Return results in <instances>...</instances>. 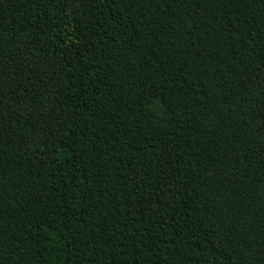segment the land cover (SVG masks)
Instances as JSON below:
<instances>
[{
    "label": "trees",
    "instance_id": "obj_1",
    "mask_svg": "<svg viewBox=\"0 0 264 264\" xmlns=\"http://www.w3.org/2000/svg\"><path fill=\"white\" fill-rule=\"evenodd\" d=\"M0 264H264V0H0Z\"/></svg>",
    "mask_w": 264,
    "mask_h": 264
}]
</instances>
